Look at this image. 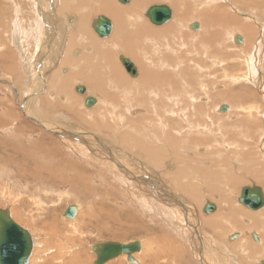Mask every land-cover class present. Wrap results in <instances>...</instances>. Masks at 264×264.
Returning a JSON list of instances; mask_svg holds the SVG:
<instances>
[{"label": "rangeland", "instance_id": "rangeland-1", "mask_svg": "<svg viewBox=\"0 0 264 264\" xmlns=\"http://www.w3.org/2000/svg\"><path fill=\"white\" fill-rule=\"evenodd\" d=\"M14 1L15 0H3V2L11 6V15H13L12 2ZM19 1L21 3V5H18L19 12L23 16V19L28 21V23L26 24L28 28L35 29L37 27V30L43 28V26L46 24H38V26L36 25L38 23L37 12L36 16L34 17L30 18L27 16V12L34 7L33 0ZM112 1H114L112 4L116 5L117 7L130 6L128 3L131 2V0ZM245 1L247 3H252V5L249 8L239 6L238 10H242L246 14L239 12L238 10H236L235 12L231 11V13L227 12L228 17L234 18L235 24H230V27L228 25L229 28L222 37H220L219 29L217 27L209 26L203 22H194V19H196V17H202L203 20L205 19L204 16L200 15L191 17L186 23V26H177L176 29L171 33L167 32L166 34L165 32H162V39H170V43L161 42L158 43L157 46H154L143 41V43L140 45L141 47H131L125 45L122 38L119 39L118 37H114L117 30L116 25L121 26L123 25V23L120 24L113 15H110L102 10L101 0H88L86 5L78 2L72 3L69 6L71 7L72 12L79 16V18H82L83 16H89L88 31L86 33L88 45L84 47L88 48V51H90L89 53H94V62H92L90 66L85 68L86 76L89 79L93 77V74H99L102 76L101 81H103L108 75V69L113 67L122 68L124 70V60H130L134 62L137 67H139L135 60H133L132 58V55L134 53L135 55H138L140 57L146 55L145 59L144 57L141 59L145 63H149L154 59L162 62L160 64L159 61L156 62L155 67L157 65L161 66V64H164V66L173 64L174 66H183L182 69L190 68V72L195 76H198V72L195 69L197 66L200 68L201 74L203 75L204 79L211 81V83L209 84L210 86L203 87L202 89H200V87L197 85L192 87V85H190L192 81H189V83H186L188 87L184 86L185 89H182L183 93H181L180 89L177 88L175 81H171V85H173L176 93L172 94L173 90H167V95L169 97H164L162 94L159 95L158 93L157 96H160L161 100L159 98H156L157 100L159 99V104H155V107H157L155 108V110L154 104H150L146 107L126 106L125 99H127V95L124 94L123 91H119L118 87H113V89L111 90L115 92V95L119 99V102L117 104V107L105 108L110 110L108 114L115 116L116 127L118 128L120 133H126L128 130L127 126H129L131 123L134 124L137 117L149 115L148 112L153 113V111H157V109H160L158 110L160 112L162 111V109L163 111L167 110L169 109V107L173 106V103H171V101H180V103L176 105L177 107L175 106L177 110H184V112L189 114L190 117L196 116L197 113L198 115L202 116L205 115V111H208L212 119H209V121L211 125H214L215 127L213 131V128L210 125L208 129L212 132L209 133L207 132L208 130L191 127L189 126V123H184L181 119L178 122L167 121L166 124H163L162 120H158L157 123L153 126L154 129L151 130L160 129L163 133L165 141H178L177 133L174 130L179 125L186 126V130L189 132L192 131L194 133L201 134V140L197 145H195L191 150L187 147V150L185 152L180 153L184 155L182 156V159L193 161L196 157L200 156L207 157L206 162L214 159L212 157L209 158L207 152L209 153L210 150H212L211 148H209V145H211V147L213 148L218 147V145L214 144L212 137H216V141H218L219 143L222 140V138H219L218 135V132H221L220 130H218V126H221L227 134L232 135L231 140L235 139V136L238 135L239 130H237L236 127H230L229 124H227V119L219 120V118H217L216 116L217 114L226 115L229 116L228 119H231V113L228 110L233 109V106H231L230 104L231 102H228L229 100H225V98L223 97H217L214 94L223 91L221 89H216L217 85H225L222 75L230 74L234 76H247L243 78V81L238 86L239 91L242 94L247 93L246 96H248V98H251L250 95L256 92L258 99L257 101H253L254 104L248 102V104L243 105V107H249L252 113L253 111H256L257 108L259 109L260 107H264V92H262L264 91V88H259L262 90L259 92V89H255L252 85H250L251 82L249 81V73L248 71L246 72L247 67L252 70V66L256 63L260 65V63L263 61L264 65V5L260 6L258 9H255V6L253 4L254 0ZM202 2L203 0H184V7H192L198 12L213 11L215 10V7H220L221 9L227 8V3H225L221 7L220 2H224L221 0L213 2L209 6L202 5ZM156 5H166L168 7L170 6L171 8H169L171 9V11H174L173 2L171 0H145V10L144 13L140 15V21L147 24L151 28V32L153 27L157 30H162V28L164 27L163 25L167 23L166 22L163 25H156L152 22L149 12ZM84 7L87 8L84 9ZM13 9L15 10L16 8ZM67 15L68 12L62 11L58 16L61 20V23H64L69 27ZM102 17H106L107 19H109L112 25L115 26L113 34L112 32H110L111 36L107 35L105 37H100V35L95 31V24H97ZM233 18L231 19L233 20ZM33 20L37 23L34 24ZM257 20H261L259 22L260 24H262L258 29L254 26V23ZM197 24L200 26V30L199 28L195 30L196 27H194V25ZM24 25L25 24L20 26L23 27ZM131 29L135 32L133 28ZM44 30L47 32L46 28ZM200 32L204 33V38L203 40L197 42L196 36L194 35ZM179 34H183V37L181 38ZM69 36L70 35L68 34V37ZM137 36L138 34L135 32L133 37ZM2 38L7 42L9 41L6 35L2 36ZM112 38L113 44L111 46H108V43L104 44V42ZM30 42L31 41L29 39V45L23 49L16 48V59H12L13 61H10L13 62L11 67H7V60L0 61V80H2V85L0 86V88L4 90H0V102L3 101L4 103V107H0V119L1 121L3 120V122H10V120L8 119L9 117H4L3 114L6 111H10L12 112L15 120L11 125L13 127L8 126V123L7 125L1 123L2 129L7 130L10 133L12 140L7 139L8 132H0V209L7 211L9 209L12 210L15 208L17 210H20L19 213L23 215L22 216L20 214H17L16 219L19 220V222H23L28 227L31 236L34 237V239L32 237L33 249L29 264H94L97 255L93 252V247H95L99 243L107 242L120 244L137 242L138 244H141V246H143L144 250H148L154 253L157 252L159 247H162L163 250L167 251V242L178 240L177 243H169L168 248L176 251L179 248L175 247L180 246L181 244L184 250H189L190 252L191 249L189 248V246L187 248V246L182 244L185 240V235H188V233L184 231L186 230V228L184 227L183 229L182 227V220L185 216L184 213L180 214L181 217H179L178 221V223L180 222L181 226H175L176 230H173L171 228L172 219L170 218L167 220L164 215L163 209H166V207L162 206L154 196L143 195L141 193L140 195L137 194L136 197L135 193L130 191L131 189H133L131 186L134 187V185H131V183L129 182V185H127L124 182L125 180L123 181V174H119L121 178H117L112 175L111 181L106 172L103 171L104 173H101L99 168L94 169L97 167L95 165H90L89 163V169L91 168L90 170H93L96 173L94 180H92L93 175L87 173L86 169L68 170L66 168V165L78 163L79 161L81 162V157H79V155H77V153L73 150V148L71 147V143L75 139H77L78 142H83L86 138L89 139L90 134L98 135V128L106 129L109 131V125L105 122L110 121L112 116H102L104 120L100 115H98L100 113H98L96 117L89 116L87 114V111L96 107H86L84 103L83 107H76L77 111L73 110V108L66 107L64 103L60 102L61 100L58 98V95L54 97L56 101H54L53 103L52 101H50L49 106L46 105V103L43 104V102H45V99L47 100V98L45 95H41L38 100L39 103H42V106L37 107L35 112H32V115L29 106L22 107L24 101H27V98L32 97L31 93H34L36 91L33 90L31 91V93L22 94V89L24 88L27 80L32 79V77H27L28 72L23 68L25 56L34 53L33 47L30 45ZM84 44H86V42ZM65 46L69 47V40L65 42ZM183 46H185L186 49H183ZM10 47L12 48V50L15 48V45L11 40ZM215 47L223 48V59L213 55L216 54ZM168 48H171V50L168 51ZM81 49L82 48H80L79 50ZM99 49L108 52L107 59H105L103 55L100 56L98 54ZM79 53H81V51ZM39 55L46 58V56L42 55V53H40ZM166 57L169 58H167V60H164ZM222 60H224L222 63V69L215 68L213 66L214 63H220L222 62ZM39 62L42 63V61L40 60ZM174 63H176V65ZM54 66L55 64L53 63L49 65V71L51 70L52 72V68ZM67 67L71 70V65H67ZM17 68H21V72L19 74L13 75ZM46 69L47 68L45 67V70ZM152 69L154 70V68ZM124 73L126 74L125 70ZM76 74H79V69L70 74L72 88H74L79 82H83L87 85L90 83L86 82L82 78L76 77ZM126 75L129 76L128 74ZM139 75L140 70L137 75L131 74L130 76L138 77ZM227 77L230 80L231 77ZM16 79L20 80L18 81V93L14 97L13 101V97L9 88L16 82ZM233 90H235V88H233ZM188 93L189 96L187 95ZM88 94L89 96H93L98 99V102L95 103L96 105L101 104L103 98L102 93L98 94L94 92V88L92 87ZM169 98L171 99L168 100ZM12 103L14 105L13 107L11 106ZM59 103L63 104V107H59ZM234 103L236 104L235 106H237L238 102L234 101ZM157 105L160 106L158 107ZM178 105L182 108H178ZM225 107H228V110ZM238 107H240V105H238ZM222 110H226L227 112H222ZM236 110L237 112L241 113L240 109L236 108ZM27 111H29L30 114H28ZM260 113L262 114V112ZM261 114L258 115L262 116ZM153 120L156 121V117H153ZM234 121L235 119H231V122ZM38 123L58 128L61 127L62 131L64 132H66V129H71L68 132L67 140H65V137H62V135L57 137L53 136L54 134L51 133L53 140L57 142V145L53 148V150H56V153H58L59 155H63V157L59 159L68 158L71 160L61 161L62 163H64L63 166L59 165L60 162H55L53 164L52 169H58L57 171L52 170L54 176L50 173L52 181L51 184H46V187L41 186L42 184L37 182V179L36 182L33 181V183L30 185H27L26 183H20V185L12 184L11 180H13V177H16L19 172H24L25 175L27 174L26 176L29 175L33 168V162L37 166H41L43 164V159L40 158V153L35 150L37 146H34L32 143H30V140H32L33 142H38L37 137L28 135V132L32 129L42 131L40 133L36 132L37 135H48V133L44 129H42L38 125ZM96 124H98L97 127L95 126ZM139 125L140 124H137V126ZM94 126L96 127V129L93 128ZM18 127H21L22 131H19ZM14 129L16 130V132H14ZM260 130H262V128H256L252 131H249V128L241 129L240 133H243L241 134V143H246L247 141H249V138L253 141L261 138L263 139L262 136L264 134V131ZM101 133L103 132L101 131ZM204 133H206L208 136L204 135ZM165 134H169L170 138H168ZM102 137H105L108 140V142H106L105 144L109 149H111V151L113 152V156L117 158L112 145L115 144L118 148H121V144L119 142H116L111 137V135H102ZM121 138L122 136L120 135L116 139ZM28 144H31L33 146V152L29 151V153L31 154L25 152L28 151V149H25L24 147H26ZM221 144L224 146L226 142H221ZM39 145L42 151H44L45 153H50L51 147H53L50 141L42 146L41 144ZM1 146L6 147L8 149V152L6 153V150H4ZM151 146L156 147L157 145L155 142H153L151 143ZM161 147V151L169 149V147L165 146V144H162ZM195 147L197 148L195 149ZM14 148H16V151L12 152L11 149ZM99 151L104 155L105 149L99 148ZM7 154L10 157H8ZM23 156L26 158L23 159ZM81 163L84 167V163L86 162L83 161ZM5 164H8L9 166ZM116 166L119 168V165L116 164ZM118 168H116V170H119ZM40 169L42 170L43 168ZM179 169L183 171L182 166H179ZM159 170L160 169H158V171ZM221 170L222 167L217 164L216 166H213L208 172H206L208 177L210 178V187L214 186L217 183L214 174L221 172ZM239 170L242 171L243 176H245V174L248 173V171L246 170H249V165L245 164V162L243 161L239 166ZM237 171L238 170L236 169L235 174L230 175L232 184L228 185L229 187L234 185L235 190L227 189L226 191H223L225 196L227 195L230 199V205L225 209V211L229 213L228 216L230 217V220L225 221L227 226L222 225V229H220L222 232L221 235H215V233L218 232L217 229L215 232L214 230H204L199 220V218L202 219L200 215H202V217L211 216L212 214L217 212L218 203L216 202L217 199H215V197L221 196V193L219 191L212 190L213 188L219 190L217 187L206 189L207 186L200 183L202 191H196V189L192 188V193H199L204 199L203 208H201L200 205L198 206L197 202H195L194 198L191 195L183 194L180 191L177 192L175 191V189H173L172 186L170 187L171 190H174L176 193H180L179 195H181L183 199L187 200L188 203L190 202V204L193 205L195 209L190 207L193 212H189L188 216L198 215L197 218L199 223L201 224L200 226L202 228V231L207 235V237H210L212 240H215L217 238H215V236H220L222 238L220 239L219 244L220 249H218L216 252L225 253V256H227L230 251L231 253L234 252L235 248L234 246H230V243L239 239V236H235V233L238 232L240 233V242H245L247 244V249L251 254H257V258L253 256L250 257L245 253H243V256L241 254H237L238 258H231L229 261L230 264H238L239 261L240 264H261V261L264 259V248L260 247L262 244H264V225L263 230L256 227L250 229L252 225L251 223H254V220L249 215V213L254 212L253 210H249L241 205V203H237L238 195L241 193L242 189L248 187V185L245 184L246 178H244L243 176L239 177ZM41 174L42 176L46 174L45 167L39 175ZM78 175L80 176V178H78ZM64 176H67L69 180L71 178H75L78 180V182L76 184H66L65 186L59 187L56 181H62L61 178ZM146 177L147 175L146 173H144L142 182H144L145 184L148 183V179ZM241 177L244 178V181H242ZM245 177L251 180L252 171ZM151 181L154 185H157L156 176H153L151 178ZM254 182L256 183L257 181L255 180ZM32 186L39 188V191H41L40 194L43 198H37L36 196H32V194L23 193L21 194L22 198L17 199L18 194L25 192L26 189L28 192V190L31 189ZM127 186H129L130 189H128ZM131 194L133 195V197ZM40 200L44 204L38 206L37 204ZM34 201L36 204L35 206L33 205ZM208 203L215 205V207L217 205L216 210L211 213H206L205 207ZM144 204H147L148 207H143L145 206ZM70 206H74L76 210V216L74 219H68L65 217V213ZM219 209L224 208L220 207ZM258 211L259 210H256V212ZM192 220L197 221L195 220V217ZM130 226L132 228L129 231L128 227ZM165 230L168 234L164 233ZM253 232L257 234L259 233L262 237V240L259 242L255 241L254 238L250 236V234ZM204 233L203 235H205ZM229 240H231L232 242ZM214 242L216 245L217 241ZM188 255H191V253H188ZM222 257L223 255L219 254L216 258L222 261ZM125 261L126 260H123V258L113 259V261L111 260L108 264H130L129 262ZM210 261L211 264H215L214 262L216 260L213 259ZM218 264H223V262H219Z\"/></svg>", "mask_w": 264, "mask_h": 264}, {"label": "bare ground", "instance_id": "bare-ground-1", "mask_svg": "<svg viewBox=\"0 0 264 264\" xmlns=\"http://www.w3.org/2000/svg\"><path fill=\"white\" fill-rule=\"evenodd\" d=\"M122 1H126V0H122ZM150 1H160V0H150ZM171 1L173 2L174 11L172 12L170 21L163 25L164 27L162 28V30H157L153 27L152 32H151V28L147 24L140 21V15L144 13L145 10L144 8L145 0H131V2L128 3L130 6L127 7H117L116 5L112 4L114 2L112 0H101V6L103 11L107 12L110 15H113L119 21L120 24L123 23L124 25V26L116 25L117 30L114 37H118L119 39L122 38L123 43L125 45L131 47H137V46L141 47L140 45L143 43V41L152 44L154 46H157V44L161 42L170 43L171 42L170 39L167 38L162 39V35H163L162 32H165L166 34L167 32L171 33L176 29L177 26H182V27L186 26V23L189 21L191 17L200 16V15L204 16L205 19L203 20L202 17H196V19H194V22H203L209 26L217 27L219 29L220 37H222L227 32L228 28L230 27V24H235L234 18L228 17L227 12L228 13H231V11L235 12L236 10H238L239 6L249 8L252 5V3H247L245 0H221L224 1V2H220L221 7L225 3H227V8L221 9L220 7L217 8L215 7V10L213 11L198 12L192 7L185 8L184 0H171ZM193 1H198V0H193ZM217 1L220 0H203L202 5L209 6L213 2H217ZM78 2L82 3L83 5H86L88 0H66V1L65 0H33L34 7L33 9L27 12V16L30 18L34 17L36 16V12H37L38 23L33 20L34 24L37 23L36 24L37 26L38 24L39 25L46 24L43 26V28L37 30V27L35 29L34 28L30 29L26 25L28 21L24 20L23 16L19 12L18 5H21L19 0H15L14 2H12L13 4L12 11L14 16L11 15V6L3 2V0H0V61L7 60L8 61L7 67H11L13 62L10 61L12 59H16V48L23 49L27 47L29 45V39L31 41L30 45L33 47L34 53L25 56L24 64H23L24 70L28 72L27 77L28 78L32 77V79L27 80L24 88L22 89V94L31 93V91L33 90L36 91L34 93H31L32 97L27 98V101H24L22 107L29 106L32 115V112H35L37 107L42 106V103H39L38 100L41 95L46 96L47 100L45 99V102H43V104L46 103V105L48 106L50 105V101H52V103L56 101L54 97L58 95V98L61 100L60 102L64 103L66 107L73 108V110L77 111L76 107H83V103L86 105V101L88 99H94L95 100L94 103L89 107H96V108H92L88 110L87 114L89 116H95V117L98 113H100L98 115H100L101 117L112 116L110 121L105 122L109 125L110 132L106 129L98 128L99 130V131L97 130L99 133L98 135L90 134L89 139L86 138L83 142H78L77 139H75L71 143V147L77 153V155L81 157L80 158L81 162L84 161L87 163V165L86 163H84V167H83L82 163L78 160L79 161L78 163L66 165V168L68 170L86 169L87 173L93 175L92 180H94L96 173L93 170H90L91 168L89 169V163L90 165H95L97 167L94 169L99 168L101 173L106 172V174L109 176L111 181H112V175H114L117 178H121L119 174L121 175L123 174V181L125 180L124 182L127 185H129L128 182L131 183V185H134V187L131 186L133 189H131L130 191L134 192L135 196L137 194L140 195L141 193L143 195L154 196L157 198L158 202L162 206L166 207V209H163L164 215L167 220L170 218L172 219L171 228L173 230H176L175 226H181L180 222L178 223L179 217H181L180 214L183 213L185 214L184 219L182 220L183 222L181 220L180 221L183 223L182 225L183 229L184 227L186 228V230L184 231H186L188 235H185V240L182 244L187 246V248L189 246L191 251L189 252V250H184L181 244L180 246L175 247V248H179L176 251H173V249L168 248L169 243H177L178 240L168 241L167 251L163 250L162 247H159L157 252L154 253L148 250H144L143 246L139 244L140 251L132 255V257L136 260V264H211L210 260L213 259L216 260L214 262L215 264H218L219 262H223V264H230L229 261L231 258H235V259L238 258L237 254H241L243 256V253H245L250 257L251 256L256 257L257 254H251L249 252V250L247 249V244L245 242H240L239 240L240 233L238 232L235 233V236L237 237L239 236V239H237L234 242L229 240L232 242L230 243V246H234L235 248L234 252L231 253L230 251L231 254L228 253L227 256H225L226 255L225 253L216 252L218 249H220L219 244H220V239L222 238L220 236H215V238L217 237L216 238L217 240L216 239L212 240L210 237H207V235L202 231V228L200 226L202 224L203 229L204 230L206 229V231L214 230L215 232L217 229L218 232H216L215 235L222 234L220 230L222 229V225L227 226L225 221L230 220V217L228 216L229 213L225 211V209L228 208V206L230 205V199L228 198L227 195L225 196L223 191H226L227 189L235 190L234 185L231 187L228 186L232 184L231 182L232 179L230 178V175L235 174L237 169L238 176L239 177L243 176L242 171L239 170V166L243 161L245 162V164L249 165V170H246L248 171V173H246L245 176L250 174V172L252 171L251 180L243 176L244 178H246L245 184L251 188L255 185L257 187H260L264 198V134L262 136L263 139L261 138L253 141L250 140L249 138V141H247L246 143L244 142L241 143V134H243L240 133L241 129L249 128V131H252L256 128L257 129L262 128V130L260 131H264L263 130L264 107H260L259 109L256 107L257 110L253 111V113L250 111L249 107H243V105L248 104V102L254 104L253 101H257L258 99L256 92L250 95L251 98H248V96H246L247 93L242 94L239 91L238 86L243 81V78L247 76L245 75L234 76L230 74H223L222 77L224 79L223 82H225V85L216 86V89H221L223 91L214 94L217 97H223L225 98V100H229L228 102H231L230 104L231 106H233L232 108L235 111L233 109L228 110V107L225 108L231 113V119H235V121L231 122V119H228L229 116L226 115H220V114L216 115V113L215 115L217 116V118H219V120L227 119L226 120L227 124H229L230 127L233 128L236 127L237 130H239V133L238 135L235 134L236 136L234 140H231L232 135L227 134L226 131L223 130L221 126H218V130H220L221 132H218V130L217 132L219 133L218 134L219 138L221 137L222 140L219 143L218 141H216L217 140L216 137H212L214 144L218 145V147L213 148L211 147V145H209V148H211L212 150H210L209 153L207 152V155L209 158L211 157L214 158L211 159L209 162H206L207 157L204 156L196 157L193 161H188L182 159V156L184 155L180 154L182 152H185L187 150V147L191 150L195 145H197L201 140V134L194 133L192 131L189 132L186 130V126L179 125L174 130L177 133L178 141H173V140L165 141L163 137V133L161 132L160 129L151 130L154 129L153 126L157 123L158 120H162L163 124H166L167 121L178 122L181 119L184 123L185 122L189 123V126L191 127H196L202 130L205 129L208 130L207 132L209 133L212 132L208 129L211 125L209 121V119H211L210 117L211 115L208 111H205L206 112L205 115L201 116L198 115L197 113V115L194 116L195 118L190 117L189 114L184 112V110L182 109L177 110L176 105L179 104L180 101L179 102L171 101V103H173V106L169 107V109L164 111L162 109L163 112L162 111L160 112L158 111L160 109H157V111H153V113L148 112L149 115L143 117H137L135 119L134 124L131 123L129 126H127L128 130L126 133H120V131L116 127L115 116L108 114L110 110L105 108V107H117V104L119 102V99L115 95V92L111 90L113 89V87H118L119 91H123V93L127 95V99H125L126 106L146 107L150 104L151 105L154 104V110H155V108H157L155 107L156 106L155 104L156 103L159 104V99L161 100V97L157 96L158 93L159 95L162 94L164 97H169L167 95V90H173L172 94L176 93L173 85H171V81H175V84L177 88L180 89L181 93H183L182 89H185L184 86L188 87L186 83L187 82L189 83V81H192V83L190 84L192 85V87L197 85L200 87V89H202L203 87L210 86L209 84L211 83V81L204 79L203 75L201 74L200 68L197 66L195 69L198 72V76H195L190 72V68L182 69L183 66L179 67V66H174L173 64H169V66H164V64H161V66L157 65L155 67V63L158 62L159 60L157 61L154 59L149 63L147 62L145 63L141 59L143 57L145 59L146 55L140 57L138 55H135L134 53L132 55V58L133 60H135V62L138 64L139 67H137V65L134 62L130 60L128 61L130 63H133L135 66L136 73H134L133 75H137L140 70V75L138 77L130 76L132 73L128 71V68L125 65L126 61L124 60L123 68L126 74H128L129 76H127L124 73V70L122 68L113 67L108 69L107 71L108 75L103 81H101L102 76L99 74H95V75L93 74V77L89 79L86 76L85 68L90 66L91 63L94 62V53L93 52L89 53L90 51H88V48H84L88 45L86 33L88 31L89 16H83L82 18L81 17L79 18V16H77L72 12L71 7H69L72 3H78ZM253 4L255 6V9H258L260 6L264 5V0H254ZM13 8L16 9L14 10ZM86 8L87 7H84V9ZM62 11L68 12L67 21L69 23V27L64 23H61V20L58 15ZM238 11L245 13L242 10H238ZM231 18H233V20ZM101 19L97 24H95V28H97V26L101 24ZM259 21L261 20H257L254 23V26L257 29L262 25L260 24ZM23 24L25 25L21 27L20 25ZM194 27H196L195 30H197L198 28L200 30V26L198 24L194 25ZM45 28L47 29V32L44 30ZM131 28H133L135 32L138 34L137 37H133L135 32ZM111 30L113 34L115 30V26L112 25ZM204 30H205V26H204ZM68 34L70 35L69 37ZM4 35L8 37L9 39L8 42L3 40L2 36ZM179 36L182 38L183 34H179ZM194 36H196L198 42L203 40L204 33L200 32L195 34ZM10 40L15 45V48L13 50L10 47ZM67 40H69V47L65 46V42ZM85 42L86 44H84ZM107 43L108 46H111L113 44V38L104 42V44ZM80 48L82 49L79 50ZM183 49H186V47L183 46ZM170 50L171 48H168V51ZM80 51L81 53H79ZM215 51L216 54L213 55L223 59L222 58V56H224L223 48L215 47ZM40 53L46 56V58L40 56L39 55ZM98 54L100 56L103 55L105 59H107L108 57V52L105 50L103 51L102 49L98 50ZM167 58L169 57H166L164 60H167ZM39 60L42 61V63H40ZM223 61L224 60H222V62L220 63H214L213 66L215 68L222 69ZM52 63L55 64V66L52 68V72H51V70L49 71L50 69L49 65H51ZM160 63L162 62L159 61V64ZM174 64L176 65V63ZM67 65H71V70L70 68L67 67ZM45 67L47 68L46 70ZM152 68H154V70ZM248 68L249 67L246 68V72L248 71L249 73V81L251 82L250 85H252L255 89H259L262 87L264 88L263 61L260 63V65L257 63L253 65L252 70ZM34 69H35V73H34ZM78 69L80 75L76 74V77L82 78L86 82H90L89 83L90 86L89 84L87 85L83 82H79L74 88H72L70 74ZM20 72H21V68H17L16 71L13 73V75L19 74ZM227 76L231 77L230 80ZM19 80L16 79V82L12 84L9 88L11 91V95L13 97V101H14V97L18 93ZM1 85H2V80H0V86ZM91 86L94 88V92L98 94L100 93L103 94L102 102L100 105L95 104L96 102H98L97 98L93 96H89L88 94L92 88ZM233 88H235V90H233ZM80 89H83V91H80ZM0 90L3 89L0 88ZM260 91L262 90L259 89V92ZM109 92H111L112 94ZM187 95L189 96V93ZM156 98L159 99L157 100ZM171 98H169L168 100H170ZM234 101L238 102L237 106H235L236 104L234 103ZM238 105H240V107H238ZM11 106L12 107L14 106L13 103ZM0 107H4L3 101L0 102ZM59 107H63V104L59 103ZM86 107L88 106L86 105ZM178 108H182V107H179L178 105ZM236 108L240 109L241 113L237 112ZM30 112L27 111L28 114H30ZM222 112H227V111L222 110ZM260 112H262V114ZM3 114L4 117L7 118L9 117L8 119L10 120V122H3V120L1 121L0 119L1 129H2L1 123H4L6 125L8 123V126L13 127L11 125L14 123L15 120L12 112L6 111ZM258 114H261L262 116H259ZM153 117H156V121L153 120ZM137 124L140 125L137 126ZM38 125L42 129H44L48 133V135L47 136L45 135L41 136L40 134L37 135L36 132L40 133L42 131L32 129L28 132V135L37 137L38 142H33L30 139L28 140H30V143H32L34 146H37L35 150L40 153V158L43 159L42 166L45 167L46 174L43 178L40 179V182L42 184L41 186H45L48 183L51 184L52 178L50 177V173L54 176L52 170L57 171L58 169V168L52 169L53 164L55 162H60L59 165L63 166L64 163H62L61 161L71 160L68 158L59 159L62 158L63 155H59L58 153H56V150H53V148L57 145V142L53 140L51 135L54 134L53 136H57V137L62 135V137H65L64 139L67 140L68 132L71 129L70 130L66 129V132H64L62 131L61 127L58 128L54 126H48L42 123H38ZM97 125L98 124H96L95 126L97 127ZM95 126L93 128L96 129ZM211 127L213 128L214 131L215 128L214 125H211ZM1 129L0 132L3 131L8 132L7 130L4 129L1 130ZM18 130L22 131V128L18 127ZM101 131L103 133H101ZM14 132H16L15 129ZM7 135H8L7 139L12 140V137L9 132ZM102 135H108V136L111 135V137L116 142H119L121 144V148H118L115 144L112 145L117 158L113 156V152L105 144L106 142H108V140L105 137H102ZM120 135L122 136V138L116 139ZM165 135L168 138H170L169 134H165ZM204 135L208 136L206 133H204ZM48 141L52 143L53 147H51L50 153H45L44 151H42L39 144H41L42 146L48 143ZM224 141L226 142V144L223 146L221 142ZM153 142L156 143L157 145L156 147L151 146V143ZM162 144H165V146H168L169 149L171 150L167 149L161 151ZM1 147L4 150H6V153L8 152V149L6 147L4 146ZM24 148L28 149V151H25L27 153H29V151L33 152V146L31 144H28ZM99 148L105 149L104 155L99 151ZM196 148L197 147H195V149ZM15 149L16 148L11 149V151L15 152L16 151ZM25 158L26 157H24L23 159ZM116 164L119 165V168L116 166ZM217 164L220 167H222V170L221 172L214 174L217 183L212 187H217L219 190L215 188H213L212 190L219 191L221 193V196L215 197V199H217L216 202L218 203V210L217 212H215L216 214L214 213L215 215L212 214L213 216L211 215V216L202 217V215H200L202 218V219L199 218L201 222L200 224L197 218L198 215L188 216L189 212H193L192 209L190 208V207L194 208L193 205H191L190 202L188 203L187 200L183 199L182 196L179 195L180 193H176L175 191L177 192L180 191L183 194L191 195L194 198L195 202H197L198 206L200 205V207L203 208L204 199L201 197L199 193H192L191 190L192 188H194L196 189V191H202V187H200V183L202 185H206L207 186L206 189L212 188L210 187L209 184L210 178L208 177L206 172H208L213 166H216ZM179 166L183 167V171L179 169ZM40 168L42 167L39 165L37 166L33 162V168L32 170L30 169L31 172L29 171L30 172L29 176L32 177L34 175L36 176L40 174L44 169L43 168L41 170ZM116 168H118L119 170H116ZM158 169L161 170V171L159 170L160 173ZM144 173H146L147 175L146 177L148 179L147 184L142 182ZM20 174L25 176L24 172ZM153 176H156L158 186L152 183L151 178ZM78 178H80L79 175ZM244 178H242V181H244ZM61 179L62 181H58V180L56 181L59 187L65 186L66 184H76L78 182V180L75 178L74 179L71 178L69 180L67 176L62 177ZM255 180L257 181L256 182L257 184L254 182ZM27 184H32V182H27ZM170 186H172L173 189H175V191L171 190ZM127 187L128 189H130L129 186ZM243 189L237 197V203L239 204L241 203L240 200L242 198ZM40 192L41 191H39V188L32 186L31 189L28 190L27 194H32V196H36L37 198H43ZM144 205L145 206L143 207H148L147 204ZM241 205L249 209L244 204L241 203ZM219 206L224 209H219L220 208ZM7 211L10 213L11 218L18 225L25 228L29 232L28 227L23 222H19V220L16 219L17 214H20L19 213L20 210L9 209ZM253 212L254 213H249V215L254 220V223L253 222L251 223L252 225L250 229L256 227L263 230L264 206L261 209H259L258 212H256V210H253ZM194 217L195 220L197 221L192 220ZM131 228H132L131 226L128 227L129 231L131 230ZM164 233H167L166 230L164 231ZM203 233L205 235H203ZM250 236L254 238V240L257 242L262 240V237L259 233L257 234L253 232L250 234ZM214 241H217L216 245ZM122 245H128V244H122ZM260 247L264 248V244H262ZM188 253H191V255H188ZM219 254L223 255L222 261L216 258L218 257ZM120 258H123V260H126L128 262L127 255H121L115 259H120ZM30 259L31 256L27 264H29ZM239 262L238 264H240ZM108 263H110V261H108L107 264ZM130 264H134V263H130ZM261 264H264V259L261 261Z\"/></svg>", "mask_w": 264, "mask_h": 264}, {"label": "water", "instance_id": "water-1", "mask_svg": "<svg viewBox=\"0 0 264 264\" xmlns=\"http://www.w3.org/2000/svg\"><path fill=\"white\" fill-rule=\"evenodd\" d=\"M149 15L156 25H163L168 22L172 16L171 9L166 5L154 6ZM95 29V28H94ZM112 23L106 17H102L101 24L97 26L95 31L100 37L110 34ZM241 39V38H238ZM128 71L132 74L136 73L135 66L128 60L125 62ZM83 91V89H80ZM94 99H88L86 105L89 107L94 103ZM241 203L252 210H259L264 206V198L262 190L256 185L243 189ZM216 210L215 205L207 204L206 213ZM76 210L74 206H70L65 213L68 219H74ZM33 249V240L31 234L23 227L18 225L8 211L0 209V264H27ZM140 251V245L137 242L122 245L113 242L99 243L93 247V252L97 255L94 264H106L121 255L128 256V262L136 264V260L132 255Z\"/></svg>", "mask_w": 264, "mask_h": 264}, {"label": "crops", "instance_id": "crops-1", "mask_svg": "<svg viewBox=\"0 0 264 264\" xmlns=\"http://www.w3.org/2000/svg\"><path fill=\"white\" fill-rule=\"evenodd\" d=\"M111 32H112V30H111ZM111 36V35H110ZM41 167L42 168H44L42 165H41ZM43 174V173H42ZM42 174L41 175H34V176H23V175H21L20 174V172L17 174V176L16 177H13V180H11V182H12V184H19L20 185V183L21 184H23V183H26L27 184V182H32L33 183V181H35L36 182V179H37V182H39V183H41L40 182V179L41 178H43L44 176H42ZM27 185H30V184H27ZM3 191V190H2ZM23 193H27V189H26V191L25 192H22V193H20V194H18L17 195V199L18 198H22V195L21 194H23ZM33 200H34V198H33ZM44 203L40 200L39 202H38V206H40V205H43ZM33 205L35 206L36 204H35V201L33 202ZM15 209V208H14ZM11 210V209H10ZM13 210V209H12Z\"/></svg>", "mask_w": 264, "mask_h": 264}]
</instances>
